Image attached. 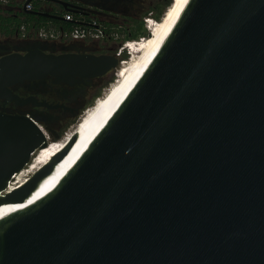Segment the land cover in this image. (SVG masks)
Masks as SVG:
<instances>
[{
    "label": "water",
    "instance_id": "obj_1",
    "mask_svg": "<svg viewBox=\"0 0 264 264\" xmlns=\"http://www.w3.org/2000/svg\"><path fill=\"white\" fill-rule=\"evenodd\" d=\"M118 67L111 54L0 55V97L26 104L12 86ZM77 132L14 178L48 141L33 116L0 113V264H264V0H183Z\"/></svg>",
    "mask_w": 264,
    "mask_h": 264
},
{
    "label": "flooded vegetation",
    "instance_id": "obj_2",
    "mask_svg": "<svg viewBox=\"0 0 264 264\" xmlns=\"http://www.w3.org/2000/svg\"><path fill=\"white\" fill-rule=\"evenodd\" d=\"M169 2L172 0H0V55L34 50L54 55L112 54L119 41L143 31L148 13L159 16ZM26 4L32 14L25 11ZM75 28L101 31L102 36L78 40L69 35ZM101 78L85 79L74 86L54 84L50 77L16 84L11 92L31 101L19 105L0 97V113L33 116L50 139L60 137L64 127L93 103ZM32 98L45 104L35 105Z\"/></svg>",
    "mask_w": 264,
    "mask_h": 264
},
{
    "label": "bare ground",
    "instance_id": "obj_3",
    "mask_svg": "<svg viewBox=\"0 0 264 264\" xmlns=\"http://www.w3.org/2000/svg\"><path fill=\"white\" fill-rule=\"evenodd\" d=\"M182 1L183 0H172V3L163 14L161 20H159L158 24H156L152 35L145 38L135 46H132L131 59H128L124 64H121L118 67L114 81L105 89L104 93L97 100L96 104L89 107V109L78 120L75 127L69 133H67L63 139H59L57 141L51 140L49 135L44 131L48 141L47 146L38 150L32 156V160L28 166L16 174L14 178L18 177L23 172H35L40 170L46 165L47 162L51 161L53 157L57 156L61 151H63L74 130L78 131V139L91 127V125L98 119V117L104 112L110 102L114 99L130 76L155 47L156 43L168 26Z\"/></svg>",
    "mask_w": 264,
    "mask_h": 264
},
{
    "label": "built area",
    "instance_id": "obj_4",
    "mask_svg": "<svg viewBox=\"0 0 264 264\" xmlns=\"http://www.w3.org/2000/svg\"><path fill=\"white\" fill-rule=\"evenodd\" d=\"M66 18L67 20L70 19L69 16H67ZM161 18L159 19L157 16H155L151 12L148 13L143 19V31L145 32V35L138 36V38H128V39H123L122 41H119L120 44L117 45V48L111 54V55H114L118 59L119 66L121 64H124L128 59H131L132 46H135L139 42L143 41L145 38L152 35V32L156 24H158ZM69 35L70 37L78 39V40H86L89 38H99L100 36H102V33L101 31L96 32V31H89V30L82 29V28H75L69 33ZM116 71L117 69L114 70V74L116 73Z\"/></svg>",
    "mask_w": 264,
    "mask_h": 264
},
{
    "label": "rangeland",
    "instance_id": "obj_5",
    "mask_svg": "<svg viewBox=\"0 0 264 264\" xmlns=\"http://www.w3.org/2000/svg\"><path fill=\"white\" fill-rule=\"evenodd\" d=\"M168 7H169V6H168ZM168 7L165 8L164 12H166V10L168 9ZM159 15H160V14H159ZM140 34H141V33H140ZM140 34H135L133 37H129V38H138V35H140ZM107 77H108V79L116 78V77H115V74H114V70H113L111 73H109ZM108 86H109V85L106 84V82H101L99 88L97 89V92H96V95H95V99H96L97 97H100V96L104 93L105 89H106ZM95 99H94V100H95ZM90 105H91V104H90ZM90 105H89V106H90ZM81 115H82V114H81ZM81 115H80V117H81ZM80 117H78L77 119L71 121L70 123H68V124L64 127L62 133H60V137H59V139H63L64 136H65L67 133H69V132L75 127V125L77 124V122H78V120H79ZM59 139H55V138L51 137V140H54V141H57V140H59Z\"/></svg>",
    "mask_w": 264,
    "mask_h": 264
},
{
    "label": "trees",
    "instance_id": "obj_6",
    "mask_svg": "<svg viewBox=\"0 0 264 264\" xmlns=\"http://www.w3.org/2000/svg\"><path fill=\"white\" fill-rule=\"evenodd\" d=\"M169 5H170V2L164 7V9H163V11L160 13V15L157 16L159 19L161 18L162 14H163V12H164V10H165V8H167ZM141 35H145V32L142 31L141 34L138 35V36H141ZM146 36H147V35H146ZM107 76H108V75H107ZM107 76L102 77V78H101V82H106V84L109 85V84H111V83L114 81L115 78L108 79Z\"/></svg>",
    "mask_w": 264,
    "mask_h": 264
}]
</instances>
